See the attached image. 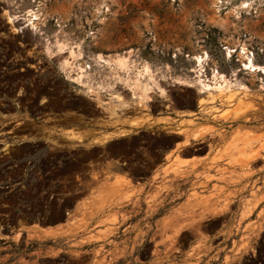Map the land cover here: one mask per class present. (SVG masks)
Masks as SVG:
<instances>
[{"label":"rangeland","instance_id":"1","mask_svg":"<svg viewBox=\"0 0 264 264\" xmlns=\"http://www.w3.org/2000/svg\"><path fill=\"white\" fill-rule=\"evenodd\" d=\"M242 47L256 70L243 68ZM143 62L150 72L141 80L154 79L138 103L128 89ZM262 67L264 0H0V264H192L193 231L233 237L213 240L229 245L224 258L198 264H264V198L256 211L250 198L240 211L223 207L169 244L153 232L182 216L190 183L212 177L182 173L186 161L168 154L195 123L197 103L205 108L195 119L212 126L180 155L212 153L211 170L225 158L264 191ZM213 70L224 74L221 88ZM199 79L216 89L201 92ZM163 113L172 118H155ZM182 114L191 118L181 133L170 130ZM118 172L144 192L81 234L70 228L75 203Z\"/></svg>","mask_w":264,"mask_h":264},{"label":"crops","instance_id":"2","mask_svg":"<svg viewBox=\"0 0 264 264\" xmlns=\"http://www.w3.org/2000/svg\"><path fill=\"white\" fill-rule=\"evenodd\" d=\"M204 108L205 106H203L202 103H197V109L194 111L195 115L200 114ZM195 115L193 116V121L195 123L193 125H186V128L189 129L188 135L183 134L182 139L177 142L172 152L168 154L171 155V161L174 160L176 155H179L181 160L186 161L180 164L182 173L192 172L195 174L196 171H199L202 175L207 172L212 175V177L200 178L195 183H190L187 186L181 204L184 208V213L180 218H170L168 224L163 227L158 225L155 226L156 229H153V232L158 236L161 235L165 240V244H169L171 238H173L177 232L189 228L193 229L201 223L204 225V223L211 219L225 214L227 210L223 207L237 205L240 211L245 205V198H250L252 202L256 200L254 206V210L256 211V208L261 205L264 198L262 186L258 184L255 185L254 188H252L251 185L248 186L247 180L251 182L252 177H245V175L242 174V170L236 164H225L227 163L225 158L221 161H214L211 170L209 169L211 167L209 163L212 153H209L208 159L195 156L191 152H188L186 156L180 155L181 151L185 148L194 147L202 141L204 137H207L210 132L207 129L205 130V127L212 126L211 121L206 117L201 120H196ZM167 117L172 118L171 115L164 113L155 115L156 119H165ZM190 118L191 117H184L183 114L179 118L176 117V124L175 126H170V130L181 133L180 129L182 127L180 124L182 121L189 120ZM1 133L0 131V136ZM10 136L13 138L14 142L18 140L16 139L17 135L13 134ZM166 164L167 163H165V165ZM217 166L220 170L216 169ZM162 171L163 169H159V175L163 173ZM145 188L146 185L144 183L133 180L127 172L115 173L110 179L102 181L101 184L98 183L91 192L75 203V212L72 215L73 219L70 220L72 224L69 225V227L71 226L70 228L75 229L80 234L83 233L82 231H86L90 224L110 213V210L116 208V206L119 207L132 203L136 196L144 192ZM116 210L119 217L121 209ZM166 219L167 218L164 216L158 221L166 222ZM247 220L248 216L241 218V229L239 234L237 233L239 239V241L237 240L238 243H240V239L244 235L243 228ZM62 229H64V227H62ZM45 231L50 233L52 231H57V228H52L51 230L45 229ZM193 233L194 236L190 246V251L192 253L191 258H193L192 264H198V261L210 263L220 256L223 258L225 257L226 253H224V251L225 249L228 250L229 245L226 244L220 248L216 247L217 244L213 240L217 236L222 239L231 238V240H233L232 236L227 235V231L218 233L208 232L205 236L200 235L197 231H193Z\"/></svg>","mask_w":264,"mask_h":264},{"label":"bare ground","instance_id":"3","mask_svg":"<svg viewBox=\"0 0 264 264\" xmlns=\"http://www.w3.org/2000/svg\"><path fill=\"white\" fill-rule=\"evenodd\" d=\"M31 11V10H30ZM16 13V12H15ZM31 13H32V11H31ZM29 14V13H28ZM33 14H34V12H33ZM31 15V14H30ZM8 16V21H11V22H15L16 23V21L18 20V19H20L19 18V16L18 15H16V14H9V15H7ZM30 17V16H29ZM32 17V16H31ZM34 17V16H33ZM7 19V18H6ZM23 19V18H22ZM32 19V18H31ZM21 20V19H20ZM33 20V19H32ZM22 21V20H21ZM8 24H9V22H7ZM22 23V22H21ZM13 24V23H12ZM12 26V25H11ZM10 26V27H11ZM24 26H25V24H24ZM13 27H15V26H13ZM34 27V26H33ZM16 30H17V27H16ZM21 30V29H20ZM20 32V31H19ZM49 45V44H48ZM47 45V46H48ZM47 46H46V48H47ZM62 46V45H61ZM245 47H242L241 48V51H240V53H243V55H244V57H245V59H244V61H243V68H246V69H249V70H256L257 68H258V66L256 65V64H254L253 63V61H252V58L248 55V54H246L245 53V49H244ZM58 50V49H57ZM64 50H65V48H64ZM60 51H61V49H60ZM51 52V51H50ZM233 52V51H232ZM59 53V52H58ZM61 53H63V52H61ZM49 54V53H48ZM51 54V53H50ZM72 54V56H73V54L74 53H71ZM232 53H231V50L230 49H227V56H230ZM235 54V53H234ZM242 55V54H241ZM204 56L205 55H200V56H197L196 57V59H195V61L197 62V66H200V67H202L203 65H202V62H204L203 60H204ZM240 56V55H239ZM128 57V56H127ZM241 57V56H240ZM243 57V58H244ZM73 58V57H72ZM129 58H130V56H129ZM231 58V57H230ZM208 59V58H207ZM122 60V59H121ZM125 60V67L127 66V64H129V63H127V59L125 58L124 59ZM123 60V61H124ZM133 60V59H132ZM131 60V61H132ZM66 61V60H65ZM117 61V60H116ZM64 62V61H63ZM67 62V61H66ZM115 62V61H114ZM119 62V61H118ZM122 62V61H121ZM142 62V61H141ZM144 63V62H143ZM205 63V62H204ZM65 64V63H64ZM69 64V63H68ZM133 64V63H132ZM136 64V63H135ZM67 65V64H66ZM65 65V66H66ZM122 64H120V66H121ZM123 65V66H124ZM151 65V64H150ZM64 66V65H63ZM119 66V65H118ZM132 66V65H131ZM134 66V65H133ZM137 66H138V64H137ZM136 66V67H137ZM200 67H198V68H200ZM67 68V67H66ZM138 68V67H137ZM140 68V67H139ZM65 69V68H64ZM127 69V68H126ZM263 71H264V67H262L261 68ZM243 70V69H242ZM261 70V71H262ZM79 71V70H78ZM77 71V72H78ZM125 71V70H124ZM129 71H130V69H129ZM128 71V72H129ZM149 72H150V67H149V65L147 64V63H144L143 65H142V67H141V69H140V72L139 73H137L136 75H135V77H131L130 79H131V81L132 82H130V85H132L131 86V88H129L128 89V91L129 92H131V96H132V98H137L138 99V102L140 103L141 101H143V100H148L150 97H151V91H150V89H147V85H148V82H151L152 81V79H154L152 76H150L149 77V79H151V80H145V82H143L142 80H141V76H143L144 77V75L143 74H146V73H148L149 74ZM151 72H152V70H151ZM155 72V71H154ZM158 74V73H157ZM213 80H216V81H218L217 83H216V86L215 87H217V88H221V85L223 84L222 83V81H224V74H222V73H220L219 71H215V70H213ZM150 75H153V74H150ZM78 76V75H77ZM79 76H81V75H79ZM128 76V75H127ZM83 77H84V75H83ZM80 78V77H79ZM133 78V79H132ZM75 79H76V77H75ZM155 79H157V78H155ZM183 79V78H182ZM77 80V79H76ZM81 80V79H80ZM155 81V80H154ZM178 81V80H177ZM176 81V82H177ZM185 81V80H184ZM128 82V81H127ZM156 82H158L157 80H156ZM194 82V81H193ZM183 83V82H182ZM150 84H152V83H150ZM173 84V83H172ZM180 84H181V82H180ZM192 84V83H191ZM81 85V84H80ZM92 85V84H91ZM128 85V84H127ZM195 85V84H194ZM199 85H200V91L201 92H205V91H207V90H209L210 88H213V86L211 85V84H209L208 82H204V81H202L201 79H199ZM87 86V85H86ZM101 86V85H100ZM152 86V85H151ZM155 86V85H154ZM153 86V87H154ZM98 87H99V85H98ZM126 87H128V86H126ZM139 88V90L138 91H136V88ZM164 87L165 86H163V85H161L159 82H158V84H157V87H156V89L155 90H153V89H151V90H153L154 91V93H156L157 95H160V96H162V95H164L165 94V89H164ZM108 88V87H107ZM150 88V87H149ZM213 89H216V88H213ZM105 90V89H104ZM113 90V89H112ZM127 90V89H126ZM86 91V90H85ZM88 91V90H87ZM90 91V90H89ZM92 91V90H91ZM90 91V92H91ZM153 93V94H154ZM209 93V92H208ZM90 94V93H89ZM119 94V93H118ZM135 94H137V96L135 97ZM166 94H167V92H166ZM115 96V95H114ZM119 96V95H118ZM165 96V95H164ZM98 97V96H97ZM117 97V96H116ZM122 97V96H121ZM120 97V98H121ZM163 97V96H162ZM164 98V97H163ZM122 100V99H121ZM148 102V101H147ZM139 122V121H138ZM132 124H139V123H137V122H133ZM143 124V123H142Z\"/></svg>","mask_w":264,"mask_h":264}]
</instances>
